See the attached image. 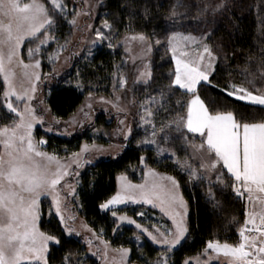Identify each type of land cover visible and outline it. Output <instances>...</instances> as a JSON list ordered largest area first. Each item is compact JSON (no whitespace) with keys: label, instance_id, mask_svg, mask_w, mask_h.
<instances>
[{"label":"snow or ice","instance_id":"6c2138e0","mask_svg":"<svg viewBox=\"0 0 264 264\" xmlns=\"http://www.w3.org/2000/svg\"><path fill=\"white\" fill-rule=\"evenodd\" d=\"M209 7L215 13L224 10L226 5L220 2ZM201 11L205 12L207 8ZM80 14L75 9L69 13L66 0H49V3L43 0L39 2L31 0L29 3H22L21 0H0V17H2L0 18V74H3L6 85L4 102L0 108L4 110L6 116H14L9 125L0 127V146H2L0 264H49L50 243L59 245L61 237L41 231L38 227V220L41 217L40 203L44 197H52L54 214L59 218L65 237L79 235L68 226L61 212L57 186L61 185V181L66 176L72 174L69 171L72 165L77 168L80 166V153H71V162L62 163L61 158L56 154L40 150L39 146L45 141L43 139L34 141L33 132L35 125L43 121L37 115L32 102L36 99L35 93L42 75L37 71L42 63L41 59L36 58L37 55L45 45L55 42L56 37L51 35V31L57 29L62 21L75 25L76 16ZM69 15H72L71 20L68 19ZM177 15L175 11L171 13V23L164 27L166 33L177 23ZM88 27L92 28L91 25ZM113 27V24L105 19L101 27L93 29L95 39L92 41V46L107 42L108 48L112 49ZM128 27L130 28L131 25L129 24ZM152 35H155V31L151 35L139 31L131 36H125L124 43L127 45L132 41H138L144 46L145 51L151 52ZM210 37V31L203 32L199 37L192 33L171 31L165 42L160 39L155 40L157 45L165 43L171 53L174 70L170 74L167 88L160 90L159 102L157 103V98L153 96L150 97V103L156 105L157 113L163 109L169 114L174 112L175 117L166 124L162 122L157 129L152 120L153 111L150 107H143L140 121L151 128L152 139L141 143L157 145L158 152L163 154L165 150L159 147L156 140L158 134L163 133L162 139L166 142L181 141L182 146L199 138L198 145H191L193 151L201 155L199 167L213 172L218 184H223L227 177L233 195L241 198L247 194V200L258 201L260 204L258 212L255 210L245 212L244 224L238 229L236 243L221 242L218 239L208 240L202 253L195 258V264H214L215 261H219L221 255L227 258L226 264H264V118L257 120L254 116L253 120L256 122H249L244 114L237 115L233 110L210 107L198 93V86L202 83L208 84L219 88L225 96L231 97L234 101L259 106L262 117H264V88L253 91L232 82L223 87L214 85L211 77L218 66V57L210 44L205 42ZM25 41L29 44L38 41L35 47L27 49L29 63H25L21 56ZM190 44L195 45V53L189 47ZM63 49L64 45H60L54 54H48V59L55 62ZM13 67L33 69L31 73L24 72L29 82L28 88L20 91L14 89L11 81V77L15 75ZM151 75L150 69L145 66V69L140 71L137 82L149 85ZM113 76L116 77V73H113ZM261 79L264 80V73H261ZM248 82L253 83V81ZM126 83L124 76L120 75L114 87L124 88ZM173 86L184 90L181 96L187 98L176 99L172 104L171 97L177 90ZM76 87L82 88L83 85L77 82ZM13 96L15 101L10 99ZM100 99L104 100V97ZM20 103L24 104L23 109L19 107ZM113 107L117 105L113 104ZM172 133L176 135L173 136ZM130 134L129 129L125 134V140ZM87 149L88 145H84L81 152ZM185 151L187 152L186 148ZM37 157L43 158L47 163H39L35 159ZM166 158L172 159L176 166L182 167L190 178L197 175L190 164H181L175 152H171ZM140 159L143 164L144 157ZM53 164H55L54 170L51 167ZM144 175L157 177L160 174L155 169L148 168ZM163 179L170 182V186L156 182L149 184L147 181L132 184L128 181L121 191L99 205L101 210H110V206L126 202L142 203L159 208L165 215H170L174 229L164 231L155 225H153L154 231H150L132 218L119 217L120 221H128L140 230V233L134 237L136 241L139 242L141 235L146 233L154 244L163 246L156 264H169L170 254L181 245L189 232L185 221L187 204L178 191L179 181L173 176H165ZM200 179H203V176H200ZM72 194L74 195V191ZM111 215L116 217L117 212L111 211ZM137 215L143 217L144 213L139 212ZM88 243L90 244L91 241ZM105 245L107 246V242ZM119 251L124 258H127L131 250L121 247ZM202 256L206 258L202 260ZM183 264H192V260L185 259Z\"/></svg>","mask_w":264,"mask_h":264},{"label":"trees","instance_id":"16d2710c","mask_svg":"<svg viewBox=\"0 0 264 264\" xmlns=\"http://www.w3.org/2000/svg\"><path fill=\"white\" fill-rule=\"evenodd\" d=\"M220 2L226 5L225 9L213 13L209 6ZM205 8L207 11L202 12ZM101 10L107 11L110 14L108 16L115 19L116 40L123 34L139 31L149 35L155 31L151 39L165 33L164 27L171 23L173 11L182 12V16L189 21L195 20L198 28H210L212 32L209 41L218 56V66L211 77L214 85L223 87L229 82L245 85L248 77H261V73H264V0H103ZM178 28L183 29V26ZM122 62L120 47L113 51L101 46L93 50L90 58L75 63L65 80L60 79L45 89L44 100L51 115L66 120L76 113L89 92L109 94L117 80L113 73H118V66ZM173 68L171 57L155 50L152 79L148 87L167 83L166 77L170 76ZM77 82L82 83L83 87L77 88ZM261 84H264V80ZM2 87L0 83V97ZM143 89L142 85H138L134 89L135 95L142 93ZM182 93L183 90L177 89L171 97V103L174 104L178 97L186 99L187 97L181 96ZM198 93L210 107L233 110L237 115L244 114L249 122H256L253 120L254 116L257 120L264 118L259 106L234 101L217 87L202 83L198 86ZM13 118L12 115L6 116L0 108V127L9 125ZM104 120L103 115L97 118V122L107 124ZM37 134H42L40 129ZM46 136L49 139L48 148L59 155L70 153L63 150L66 147L71 148V152L77 150L82 139L79 136ZM195 140L199 141V138ZM174 145L176 154L183 163L189 153L185 151L181 141H174ZM141 157H144L143 164ZM145 168H153L175 177L188 202L189 232L170 255L169 264H183L185 259H195L202 253L208 240L218 239L229 243L238 241V229L244 224L247 199L245 196L238 198L233 195L227 177L223 184H218L215 179L208 180L205 176L203 179L193 180L182 167L176 166L171 159L158 157L152 148L128 144L116 156L101 159L88 166L79 177L76 193L81 216L113 247L130 248L131 260L141 264H150L162 252L148 241L138 248L134 239L135 228L123 226L116 230V219L111 212L99 208L101 203L117 193L119 175L125 174L133 181H140V172ZM120 211L129 210L123 207ZM135 212L136 210L132 211ZM40 229L61 237L59 245H50L49 264H98L87 254L81 239L65 237L58 219L53 215L48 216L45 208H42ZM138 254L142 256L138 257Z\"/></svg>","mask_w":264,"mask_h":264},{"label":"rangeland","instance_id":"374dc122","mask_svg":"<svg viewBox=\"0 0 264 264\" xmlns=\"http://www.w3.org/2000/svg\"><path fill=\"white\" fill-rule=\"evenodd\" d=\"M21 2L29 3L31 2V0H21ZM43 2L49 3V0H43ZM66 2L68 5L69 13H72L73 9H75L81 14L76 16L75 25H69L68 23L62 21L57 29L51 31V35L56 37L55 42H50L48 45H45L42 48L41 53L36 57L41 59L42 61L41 67L37 70L42 75L41 80L38 84L37 92L35 93L36 99L32 103L37 110V115L42 118L43 123H38L34 127V141H40L41 139H43L45 143L39 146L40 150L49 154H56L61 158L62 163L65 161L69 163L71 162V153H80V166L77 168L75 165H72V167L69 169L72 174L66 176L65 179L61 181V185L57 186V192L59 193V199L61 202V212L67 220L68 226L73 228L75 233H79V235L73 234L71 236L77 237L82 240L86 247L87 254L93 257L98 262V264H141L140 262L131 260L132 251H130V254L127 258H124L122 253L119 251L121 247H113L110 242L104 239L101 233H97L86 222L84 217L81 216V214L79 213L78 201L76 197L77 188L79 185V177L88 166L95 164L101 159L116 156L128 144H133L141 147H150L160 158H166L171 152H175V156L178 158L175 151L174 141H164L162 139L163 133L158 134L156 137L159 147L165 150L163 154L158 152L157 145L141 143L142 141L152 139L150 135L151 128L146 124H142L140 121V115L142 114L143 107H150L153 111L154 115L152 117V120L157 129H159L162 122L166 124L168 123V121L175 117L174 112L169 114L166 113L163 109H161L157 113L156 105L150 103V97L153 96L157 98V103L159 102L160 90L167 88L170 83V76L166 77L167 83L157 84L153 86L151 85L150 87H148L149 85H145L142 82H137V77L139 76L140 71H143L145 69V66L150 69L152 74V58L155 50L162 53L165 52L171 57V53L167 50L165 43L157 45L155 44L156 39H160L162 42H165L167 35L170 34L171 31L183 32L185 34L192 33V35L197 37H199L203 32L212 31L208 27L198 28L195 20L189 21L187 17L182 16V12L176 11V13H178L176 17L177 26L171 27L168 29L167 33L165 32L151 39L152 50L151 52H147L144 50V46L141 45L138 41H132L130 44L125 45L124 37L131 36L132 33L123 34L119 37L118 40H116L117 31L115 19H113V17L111 16H108L110 14L107 11L101 10L103 0H66ZM68 19L71 20L72 15H69ZM105 19L114 26L112 30L113 38L111 41L113 45L112 49L108 48L107 42L102 45L97 44L95 47L92 46V41L95 39V32L93 31V29L101 27V24ZM181 23L182 25H180ZM89 25H91L92 28H89ZM178 26H183V29H179ZM42 38L43 37L41 36V39ZM209 40L210 38L205 42L210 44ZM36 43H38V41L32 44H29L27 41H25V44L21 49V56L24 59L25 63H29L27 49L29 47H35ZM60 45H64V49L60 51L59 58L56 59L55 62L50 61L48 59V54H54L56 52V49ZM101 46H105L107 49L113 51L118 47L121 48V51L123 53V62L118 66V73H116L118 76H116V79L118 80V77L120 75L124 76L127 81L124 88H120L119 86L114 87V85H117L116 80L109 94L91 93V96L87 94L85 96L83 104L70 118L66 120H60L53 117L44 100L46 87L54 85L60 79L65 80L66 76L71 72L75 63L80 60L84 61L87 58H90L93 54V50ZM189 47L192 49L193 53H195V45L190 44ZM126 49L129 50L126 51ZM213 51L215 52L214 49ZM5 65L7 67L6 60ZM12 70L15 72V75L11 77L14 89L16 91H20L21 89L28 88L29 82L27 77L24 76V72L27 71L31 73L33 69L29 68L27 70H24L22 68L13 67ZM248 81H253V83H249ZM261 82L263 83L261 77H254L251 79H249L248 77L246 79L245 85L243 84V86L248 88L249 90H256L264 88V84H261ZM0 83H2L3 85L0 97V101L3 104L4 90L6 87L3 74H0ZM138 85H142L144 89L142 93L135 95L134 89L138 87ZM173 88L178 89L177 86H173ZM101 97H104V100H101ZM10 99L15 101L14 96ZM182 100L184 99L182 98ZM41 101H43V103H41ZM113 104L117 105V107H113ZM19 107L23 109L24 104L20 103ZM100 115L104 116V121H106L107 124L97 122V118L100 117ZM121 121H123V123H121ZM38 129L41 130V135L37 134ZM129 129L131 130V134L128 136V139L125 140V134L128 133ZM53 134L64 138L79 136L82 139L77 150L71 152V148L66 147L63 150H66V152L70 151V153L67 155H59L58 153H54L48 148L49 139L46 135ZM172 135L174 136L176 134L172 133ZM199 143L200 140L198 141L194 139L190 141L189 144L184 145L189 153V156L187 157L188 159L186 158L187 160L185 159L186 161L184 160L183 163L181 161L180 162L181 164H190L196 170L197 175L192 177L193 180L199 179L200 176H205V178H207L208 180H216L215 174L213 172L199 167V164L201 162V155L199 152H194L191 146L192 144L198 145ZM84 145H88V149L84 152H81V148ZM73 147L74 146H72V148ZM35 159L41 164L47 163V161L43 158L37 157ZM205 162H207L206 158ZM51 167L54 170L55 164L51 165ZM147 169L148 168H145L143 172H140L142 177L140 181H133L125 174L119 175L117 180V192L121 191L123 186L128 181H130L132 184H141L147 181L149 184L156 182L161 185L168 184L170 186V182L163 179V177L171 175L161 173L155 169V171L160 174L159 176L145 177L144 173L147 171ZM122 177H126L127 179L125 180ZM73 191L74 195L72 194ZM178 191L180 195L183 196L180 187ZM183 199L187 204V215L185 216V221L188 227L189 207L188 202L184 196ZM51 200V196L42 198V201L40 203L41 214L42 208H45L48 212V216L53 215L59 221V218L54 214V207L51 204ZM123 207L128 208L129 211H120V209ZM248 207L249 208H247V211H252L250 201ZM135 210L136 212L132 213V211ZM106 211L117 212V216L114 217L117 223L116 230L120 229L123 226H131L135 228V226L128 221H120V216H127L129 218H132L136 220L137 223H140L143 227H147L150 231H154L153 225L159 227L161 231H164L165 229H174V225L172 223L170 215H165L159 210V208H153L147 204L126 202L124 204L110 206V210ZM139 212H143L144 216H138L137 213ZM40 220L41 217L38 220L39 228ZM135 231L136 235L140 233V230L136 228ZM88 241H91V243L89 244ZM145 241L150 242L154 247L158 248L160 251H163V246L154 244L147 237L146 233L141 235L139 242L136 241V246L138 248L141 247ZM105 242H107V246L105 245ZM139 256L141 257L142 255L138 254V257ZM160 256L161 254L156 258L155 261L151 262L150 264H156ZM205 258L206 257L203 256L201 257L202 260ZM226 261L227 258L221 255L219 261H215L214 263L226 264ZM192 263L195 264V259L192 260Z\"/></svg>","mask_w":264,"mask_h":264},{"label":"crops","instance_id":"0c3cea01","mask_svg":"<svg viewBox=\"0 0 264 264\" xmlns=\"http://www.w3.org/2000/svg\"><path fill=\"white\" fill-rule=\"evenodd\" d=\"M253 91H255V90H253ZM245 197L247 199V194H245ZM248 205H249V200H247V208H249ZM250 205L252 206V211L255 210L258 212L260 210V204L258 201H250ZM249 227H250V225H249Z\"/></svg>","mask_w":264,"mask_h":264}]
</instances>
